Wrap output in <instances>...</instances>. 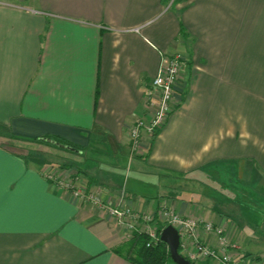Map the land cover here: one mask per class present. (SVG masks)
Masks as SVG:
<instances>
[{
  "label": "crops",
  "instance_id": "crops-1",
  "mask_svg": "<svg viewBox=\"0 0 264 264\" xmlns=\"http://www.w3.org/2000/svg\"><path fill=\"white\" fill-rule=\"evenodd\" d=\"M175 54L184 63L172 111L132 155L128 128L149 117L146 93ZM3 129L11 145L55 137L85 149L52 155L82 168L102 200L212 222L264 264L254 199L264 197V0H0ZM8 141L0 138V264H132L118 252L124 229L53 186L45 159ZM213 172L234 190L212 183Z\"/></svg>",
  "mask_w": 264,
  "mask_h": 264
},
{
  "label": "built area",
  "instance_id": "built-area-1",
  "mask_svg": "<svg viewBox=\"0 0 264 264\" xmlns=\"http://www.w3.org/2000/svg\"><path fill=\"white\" fill-rule=\"evenodd\" d=\"M183 63V57L180 54L166 56L161 61L144 98V106L149 117L135 119L128 128L129 151L132 155L142 154L143 139L147 138L150 144L155 134L165 125L172 111L178 76ZM66 190L71 191L74 197L88 201L104 212L117 226L125 230L126 241L132 238L131 234L134 232H140L148 237L147 247L154 246L157 241H160V232L163 229L158 227L157 219L162 218L164 221L161 223L162 227L170 225L176 229L179 235L180 253L191 264H204L206 260L217 264H263L243 258L237 245L229 243L222 227L212 222L183 218L167 207H164L157 215L146 214L120 203L114 205L104 201L98 195V190H84L72 185H66ZM167 216L170 218H166ZM200 232L216 236V245L212 246L201 240Z\"/></svg>",
  "mask_w": 264,
  "mask_h": 264
},
{
  "label": "rangeland",
  "instance_id": "rangeland-1",
  "mask_svg": "<svg viewBox=\"0 0 264 264\" xmlns=\"http://www.w3.org/2000/svg\"><path fill=\"white\" fill-rule=\"evenodd\" d=\"M13 135L14 134L8 133V131H5V130L0 131V138L9 139V141H8L9 144L5 142V144L9 148L17 150V152H19L22 155L28 156V158L30 160H34V157L37 159L40 158L42 160H43V158L45 159V161L47 162V166H46L47 171L46 172L48 173V176L50 177L49 181L53 184V186H55L57 188L60 187V188L66 189V185L67 186L72 185L73 187L76 186V187H80L81 189H84V190H89L88 185L85 184V181H86L85 177H83L84 175L81 173L82 168H79L78 166H76L74 164H70V163H68V164L64 163L63 164L62 158H59V157L52 155V154H56V150L58 149V147H55V146H52V145H49V144H46L43 142H38V141L35 142V143H37L36 145H33L30 142L23 140V139H22L23 141L20 140V142H22L20 144L21 146H16L15 144L11 145L10 141L14 140V139L16 140V138H14ZM58 150H60V148ZM63 151L67 152V150H63ZM79 151L84 152L85 149L80 147ZM69 153H71V152H69ZM74 154H72V155H74ZM90 154H91L90 151L87 150L84 153V157L86 155L87 156L86 159L91 160L92 156H90ZM61 170L62 171L64 170L63 176H62V173H60ZM213 176H214V179H212V183L219 185V187H221L222 189H225L227 191H233L234 190L233 187L236 186L234 184V182H230V180L224 179V176L221 177L219 175V173H217V172H213L212 177ZM77 185H79V186H77ZM233 195H235L237 197L239 196L238 199L242 202V204H246V202L249 201L247 196L241 197L242 195H238L235 193H233ZM254 199H256L258 201L259 210H260L258 214L260 216V220L264 221V197L257 196ZM144 213L152 214L151 212H144ZM155 215H157V213ZM166 218H170V217L167 216ZM157 220H158V227L162 229L163 227H162L161 223L164 222L163 219L161 218V219H157ZM131 236H133V234H131ZM129 240H127L126 242H128ZM179 253H180V250H179ZM180 255H181V253H180ZM243 258H245V257H243ZM249 261H250V259H249ZM252 261H255V260H252ZM166 264H174V263L170 259ZM204 264H217V263H214L213 261H210V260H206V262Z\"/></svg>",
  "mask_w": 264,
  "mask_h": 264
},
{
  "label": "trees",
  "instance_id": "trees-1",
  "mask_svg": "<svg viewBox=\"0 0 264 264\" xmlns=\"http://www.w3.org/2000/svg\"><path fill=\"white\" fill-rule=\"evenodd\" d=\"M158 133L159 131L155 136H157ZM35 141L43 142L55 147H58L57 145L61 144L77 150L80 148L72 143L55 137H41L39 139H34V142ZM47 141H51L52 143H48ZM152 141L150 145L152 144ZM147 243L148 237L146 234L134 232L132 239L125 243L118 252H122L121 254H123L126 260L132 264H166L170 260L168 248L163 242L157 241L154 246L150 247H147Z\"/></svg>",
  "mask_w": 264,
  "mask_h": 264
},
{
  "label": "water",
  "instance_id": "water-1",
  "mask_svg": "<svg viewBox=\"0 0 264 264\" xmlns=\"http://www.w3.org/2000/svg\"><path fill=\"white\" fill-rule=\"evenodd\" d=\"M47 142L52 143L51 141H47ZM57 146L63 150H67V151L74 152V153L81 152L69 146H65L61 144H58ZM160 241L163 242L167 246L170 259L174 264H191L188 260H186L183 256L180 255L179 235L176 229H174L172 226L167 225L161 230Z\"/></svg>",
  "mask_w": 264,
  "mask_h": 264
}]
</instances>
